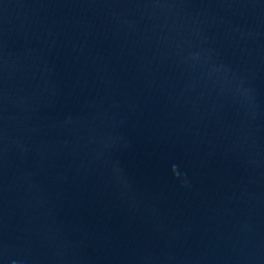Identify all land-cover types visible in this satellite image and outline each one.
Masks as SVG:
<instances>
[{
	"label": "water",
	"instance_id": "obj_1",
	"mask_svg": "<svg viewBox=\"0 0 264 264\" xmlns=\"http://www.w3.org/2000/svg\"><path fill=\"white\" fill-rule=\"evenodd\" d=\"M0 264H264V0H0Z\"/></svg>",
	"mask_w": 264,
	"mask_h": 264
}]
</instances>
